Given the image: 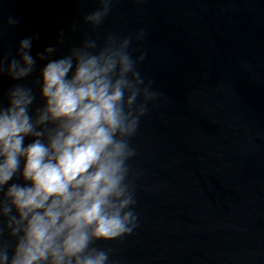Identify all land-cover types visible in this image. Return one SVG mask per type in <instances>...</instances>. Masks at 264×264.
<instances>
[{
  "label": "water",
  "instance_id": "95a60500",
  "mask_svg": "<svg viewBox=\"0 0 264 264\" xmlns=\"http://www.w3.org/2000/svg\"><path fill=\"white\" fill-rule=\"evenodd\" d=\"M98 6L0 0L10 58L32 34L35 55L64 30L63 55L86 36L145 33L132 48L161 95L132 139L137 227L98 246L110 264H264V0H115L92 30L82 17ZM13 83L0 77V98Z\"/></svg>",
  "mask_w": 264,
  "mask_h": 264
},
{
  "label": "clouds",
  "instance_id": "9594fccd",
  "mask_svg": "<svg viewBox=\"0 0 264 264\" xmlns=\"http://www.w3.org/2000/svg\"><path fill=\"white\" fill-rule=\"evenodd\" d=\"M98 3L82 17L92 30L115 0ZM144 37L86 36L60 55L61 30L35 55L39 34L0 55V77L14 82L0 98V264H110L97 242L137 227L132 139L161 95L138 68L146 53L134 55Z\"/></svg>",
  "mask_w": 264,
  "mask_h": 264
}]
</instances>
